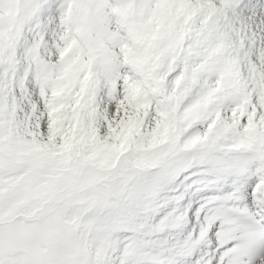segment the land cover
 <instances>
[{
    "label": "snow or ice",
    "instance_id": "6c2138e0",
    "mask_svg": "<svg viewBox=\"0 0 264 264\" xmlns=\"http://www.w3.org/2000/svg\"><path fill=\"white\" fill-rule=\"evenodd\" d=\"M0 264H264V0H0Z\"/></svg>",
    "mask_w": 264,
    "mask_h": 264
}]
</instances>
